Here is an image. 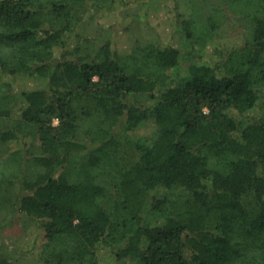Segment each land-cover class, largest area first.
I'll return each instance as SVG.
<instances>
[{"label":"trees","instance_id":"trees-1","mask_svg":"<svg viewBox=\"0 0 264 264\" xmlns=\"http://www.w3.org/2000/svg\"><path fill=\"white\" fill-rule=\"evenodd\" d=\"M127 2L0 0V264L14 217L43 264H264V0L176 2L179 46L80 32Z\"/></svg>","mask_w":264,"mask_h":264},{"label":"rangeland","instance_id":"rangeland-1","mask_svg":"<svg viewBox=\"0 0 264 264\" xmlns=\"http://www.w3.org/2000/svg\"><path fill=\"white\" fill-rule=\"evenodd\" d=\"M189 0H128L126 4L116 5L113 8H106L99 12H89L85 18L91 20L87 26L80 27V32L93 34L97 28L113 29L117 48L129 51L131 46L138 41H145L159 38L164 45L179 46L180 35L177 32L179 13L174 8L179 2L181 12H185V6ZM188 10L190 11L189 7ZM186 11L185 13H188ZM223 37L216 41L223 49L232 46H242L246 33L235 19L226 22L219 29ZM215 45L210 44L203 51L199 50L205 58L212 57V50ZM184 50V49H183ZM205 51V52H204ZM192 55H186L183 64H188ZM3 217L9 218L7 210L2 212ZM7 215V216H6ZM8 228L3 238L5 248L13 257H18V264H43L36 256L35 243L39 242L42 236V228L38 222L23 223L19 219H9ZM114 258L108 251L100 253L101 264H113Z\"/></svg>","mask_w":264,"mask_h":264}]
</instances>
